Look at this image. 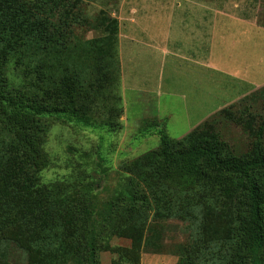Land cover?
<instances>
[{"label": "trees", "instance_id": "1", "mask_svg": "<svg viewBox=\"0 0 264 264\" xmlns=\"http://www.w3.org/2000/svg\"><path fill=\"white\" fill-rule=\"evenodd\" d=\"M82 2L0 0V246L6 242L8 251L14 248L29 253V264H45L47 234L55 233L56 238L47 247L65 255L64 241L72 235L69 223L73 222L74 235L81 239L85 248V256L81 252L82 255L76 258L78 264H100L98 247L104 249L110 236L120 235V230L123 232L126 228L129 233L132 226L143 229L144 246L159 247L153 224L159 217L160 187L150 181L135 183L133 176L143 179V170L148 164L152 165V175L158 172L170 181L163 189L171 192L186 196L190 192H199L201 199L207 196L210 202L221 194L237 196L241 191L244 195L243 216L240 222L235 219L240 223V238L238 236L237 244L232 245L226 243V237L220 241L221 246L224 250L233 247L229 257L231 263L227 264H264L263 128H253V117L242 123L245 111L236 108L237 105L217 111L180 139H172L160 132L159 151H148L133 160L132 167L124 173V187L115 191L110 200L99 201L92 177L85 187L76 186V193L69 197L76 200H60L58 204L47 199L48 187L31 181V164L26 163V157L38 154L41 148L38 142L39 148H36L31 133L45 132V127L41 128L46 125L44 117L58 114L69 123L105 127L109 132L122 127L120 117L124 111L120 98L117 112L104 110L103 117H92L93 110L80 106L75 98L79 92L98 88L101 81L97 78L99 72L94 71L95 67L98 71V64L93 54L84 57L82 69L67 68L66 71L71 73L60 79L62 84L57 83L58 95L47 97V90H55V82L59 81L58 62L65 56H73L76 51V28L87 24L97 30L94 23L101 28L98 23L103 12L94 22L95 19L82 13ZM256 24L264 28V22L257 20ZM108 31L109 26L104 27L103 36ZM257 91L264 93V87ZM220 118L240 122L249 133H255L256 140L250 150L237 154L232 149L217 129ZM156 157L161 161L160 167H156ZM177 210L180 215L186 214L183 206ZM31 228H38L39 235H34ZM24 230L25 237L33 241L31 249L21 241ZM218 239L222 238L219 236ZM8 258V254L0 255V260L14 263ZM188 259L189 256L179 257L177 263L181 264L183 260V264H193L191 258L192 263H188Z\"/></svg>", "mask_w": 264, "mask_h": 264}, {"label": "rangeland", "instance_id": "2", "mask_svg": "<svg viewBox=\"0 0 264 264\" xmlns=\"http://www.w3.org/2000/svg\"><path fill=\"white\" fill-rule=\"evenodd\" d=\"M121 1L83 0L81 11L86 17L95 19L94 22H96L95 17L103 12L101 15L104 16L98 23L101 28H97L95 23L93 26L97 30H92L87 24H80V27L76 28L78 34L76 51L73 56H65L58 62L59 81L55 82V90H47V97L58 95L57 83L62 84L60 79L71 73L66 71L67 68L74 71H77L76 68L82 69L84 57L93 54L96 56L98 71L96 67L93 69L99 72L97 78L101 81L98 82V88L75 94L76 100L80 106L84 105L86 109L89 107L93 110L92 117L101 115L103 117L104 110L111 109L113 113L117 112V107L121 105L118 102L120 98L123 111L126 106L127 121H123L122 112L121 129L109 132L105 127H84L69 123L60 115L54 114L43 118L46 125L41 128L45 127V132L31 133L36 148H39L37 142L39 146L41 145L38 154L26 157V163L31 164V181H35L38 185L40 182L44 187H48L47 199L57 204L60 200L64 202L76 200L74 197L69 198L71 194L76 193V186L85 187L91 177L96 182L95 194L99 197V201L110 200L115 191L124 187V175L127 174L125 171L132 167L133 160L148 151L156 149L159 151L160 132L166 133L172 139H180L193 129V125L203 120H201L203 115L208 113L190 111L193 104L188 98L189 109L184 105L183 93L187 92V88H184L185 80L182 79H179L178 85L173 87L176 95H163L154 101L152 99L151 104L155 106L152 110H150L151 104L146 109L139 101L140 96L126 89L123 96L118 45L120 31L118 8ZM213 4H221L224 9L241 17L246 23L242 25L236 23L237 25L228 27L229 38L233 35L237 38V42L232 45L231 38L229 39L226 56L233 59L230 62L232 65L242 68L243 79H233L227 73H212L210 85L207 80V90L210 88L211 92L210 102L208 97L206 104L211 112L208 118L223 105H226L225 107L237 105L236 108L245 111L242 113V123H247L249 121L247 119L253 117V128L255 130L259 126L263 128L264 141V93L257 91L264 87V28L256 24L257 20L264 22V0H213ZM113 22H117L116 25H113ZM108 26L110 32L103 36L102 29ZM240 95L243 96L229 104V101ZM152 98H156V95ZM158 105L160 112H157ZM155 113H161L165 119L155 118L153 116ZM217 129L237 154L246 153L256 140L255 133H249L240 122L220 118ZM154 161L156 167L161 166L159 158L156 157ZM151 168L152 165L147 164L143 170L145 176L143 179L132 174L135 183L142 181L143 184V181H150V184L160 187L159 217L153 224L154 234L160 245L154 247L158 248L159 253H154L157 250L153 246L152 249L144 246L145 233L141 240L143 229H138L137 225L132 226L129 233L126 228L123 232L122 229L120 230V235L110 236L104 249L98 247L99 263L178 264L179 257L185 256H189L188 263L193 262V264L231 263L229 257L232 253L230 249L233 247L224 250L220 241L227 237L226 243L234 245L237 244L238 236L240 238L239 222L244 211L243 193L239 191L237 196L230 195L231 197L221 194L222 196H218L217 200L208 202L207 196L201 199L202 195L199 192H190L187 196L177 191L171 192L163 189L170 184V181L164 179L162 174H157L158 172L152 175ZM61 195L64 197L60 198ZM187 200L189 201L186 202ZM181 206L185 207V215H180L177 210ZM136 207L138 208V205ZM237 218L239 222L235 220ZM69 227L72 235L64 241L65 255H59L47 247L56 239L55 233L47 234L44 244L46 256L43 257L45 264H78L76 259L78 255H82L83 252L85 256L81 239H76L74 235L75 224L70 222ZM31 230L34 235L40 233L38 228ZM25 233L26 230L21 235V241L31 249L33 241L25 237ZM219 236L222 239H218ZM7 254L11 262L29 264L27 261L29 253L14 248H9L8 251V243L2 242L0 255L5 257ZM14 263L0 260V264Z\"/></svg>", "mask_w": 264, "mask_h": 264}, {"label": "crops", "instance_id": "3", "mask_svg": "<svg viewBox=\"0 0 264 264\" xmlns=\"http://www.w3.org/2000/svg\"><path fill=\"white\" fill-rule=\"evenodd\" d=\"M118 14L122 94L126 89L140 96L139 101L146 109L152 99L176 95L173 87L182 79L187 88L183 93L184 105L187 106L188 98L193 104L190 111L208 112L201 118L206 120L211 114L206 104L207 98L209 102L211 98L207 80L210 85L212 73L242 78V68L232 65L233 59L226 57L229 39L232 45L237 42L233 35L229 38L228 27L246 22L221 4L214 5L213 0H122ZM154 95L156 98H152ZM154 108L151 104L150 110ZM125 112L126 106L123 121H127ZM153 116L165 119L161 113ZM203 120L193 125V129Z\"/></svg>", "mask_w": 264, "mask_h": 264}]
</instances>
